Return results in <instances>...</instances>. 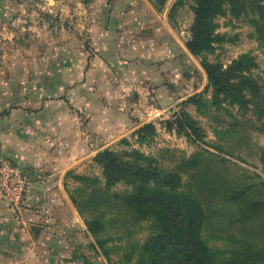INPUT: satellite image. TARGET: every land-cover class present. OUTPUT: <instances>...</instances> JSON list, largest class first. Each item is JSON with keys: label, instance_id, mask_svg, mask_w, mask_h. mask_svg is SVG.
Listing matches in <instances>:
<instances>
[{"label": "rangeland", "instance_id": "rangeland-1", "mask_svg": "<svg viewBox=\"0 0 264 264\" xmlns=\"http://www.w3.org/2000/svg\"><path fill=\"white\" fill-rule=\"evenodd\" d=\"M9 1L0 18V264H135L124 248L145 244L151 223L106 222L95 235L74 200L109 188L106 149L138 150L184 187L220 170L258 202L252 222L264 233V14L226 5L215 49L195 55L196 0ZM245 53L243 97H215L203 61L226 68ZM181 111L196 134L179 132ZM149 123L155 131L142 137ZM238 207L217 197L204 227L220 236L210 242L217 264L236 248L227 235H244L242 223L224 222Z\"/></svg>", "mask_w": 264, "mask_h": 264}, {"label": "trees", "instance_id": "trees-1", "mask_svg": "<svg viewBox=\"0 0 264 264\" xmlns=\"http://www.w3.org/2000/svg\"><path fill=\"white\" fill-rule=\"evenodd\" d=\"M249 1L252 0H196L191 38L187 41L189 50L199 55L215 49L214 42L221 37L217 33L215 18L226 13V5L233 9L249 7L259 15L264 14L263 4ZM249 60L250 54H242L226 68L221 63L203 61L210 84L215 87V97L218 98L222 93L225 98L243 97L242 91L237 89V79L243 72L239 70ZM176 121L179 132L187 128L191 129V135L198 132L199 127L194 125L185 111L177 114ZM154 129L155 125L149 123L138 132L144 137L145 132L155 131ZM210 155L219 158V154L214 152H210ZM99 156L104 164L109 188L101 192L96 190L95 195L73 198L81 213L87 209V226L95 235L103 231L106 222L109 223V228H113L118 222H127L132 217L151 223L150 228L154 232L145 244L139 249L132 247L128 250V246L124 248V253L129 258L133 259L138 255L135 264H217L210 242L220 239V236L212 231L211 235L204 234L203 230L209 220L214 218L212 206L221 195L224 196V201L239 206L224 222L242 223L245 228L242 236L226 234L229 241L234 238L236 248L233 252L229 251L231 256L222 263L252 264L260 259V264H264V254L260 255L264 253V233L258 230L255 224L258 217L254 216L258 202L252 199L253 195L247 192V187L240 186L220 170H203L189 187H184L182 175L163 171L158 164H151L138 150H133L126 157L106 149ZM116 184H123L125 187L113 189ZM247 221L252 223L248 225ZM120 231L118 229L117 233L120 234Z\"/></svg>", "mask_w": 264, "mask_h": 264}, {"label": "crops", "instance_id": "crops-1", "mask_svg": "<svg viewBox=\"0 0 264 264\" xmlns=\"http://www.w3.org/2000/svg\"><path fill=\"white\" fill-rule=\"evenodd\" d=\"M10 4L9 0H0V11H1V16H3L4 12L8 9V6Z\"/></svg>", "mask_w": 264, "mask_h": 264}]
</instances>
